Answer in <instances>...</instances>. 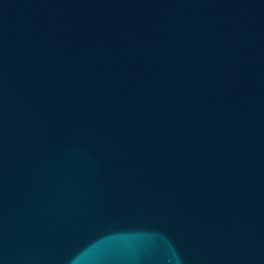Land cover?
I'll list each match as a JSON object with an SVG mask.
<instances>
[{
    "label": "water",
    "instance_id": "obj_1",
    "mask_svg": "<svg viewBox=\"0 0 264 264\" xmlns=\"http://www.w3.org/2000/svg\"><path fill=\"white\" fill-rule=\"evenodd\" d=\"M0 264H264V0H0Z\"/></svg>",
    "mask_w": 264,
    "mask_h": 264
}]
</instances>
